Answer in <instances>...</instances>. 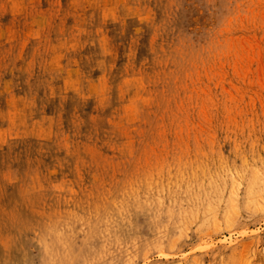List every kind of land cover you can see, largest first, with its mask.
<instances>
[{
    "label": "rangeland",
    "instance_id": "374dc122",
    "mask_svg": "<svg viewBox=\"0 0 264 264\" xmlns=\"http://www.w3.org/2000/svg\"><path fill=\"white\" fill-rule=\"evenodd\" d=\"M50 263L264 264V0H0V264Z\"/></svg>",
    "mask_w": 264,
    "mask_h": 264
},
{
    "label": "bare ground",
    "instance_id": "6f19581e",
    "mask_svg": "<svg viewBox=\"0 0 264 264\" xmlns=\"http://www.w3.org/2000/svg\"><path fill=\"white\" fill-rule=\"evenodd\" d=\"M164 179V178H163ZM163 181V180H162ZM170 183V182H169ZM211 184V183H210ZM224 185V184H223ZM250 216V215H249ZM251 216H252V214H251ZM232 218H234V217H232ZM250 218V217H249ZM229 219V218H228ZM237 218H235V220H236ZM234 220V219H233ZM238 220V219H237ZM238 222V221H237ZM227 223V222H226ZM232 223V222H231ZM234 223V222H233ZM243 223V222H242ZM233 225V224H232ZM231 225V226H232ZM228 226H229V224H228ZM94 231V230H93ZM94 234V233H93ZM91 237H92V235H91ZM54 244V243H53ZM56 244V243H55ZM68 244V243H67ZM46 245H48V244H46ZM49 246V245H48ZM47 247V246H46ZM48 248V247H47ZM46 248V250H47V252H48V249ZM57 248V247H56ZM59 248V247H58ZM78 248V247H77ZM67 250V249H66ZM79 251V250H78ZM52 252V251H51ZM75 253V252H74ZM47 254V253H46ZM87 255V254H86ZM64 256V255H63ZM63 256L61 257V258H63ZM48 257H51V255L50 256H48ZM67 258V257H66ZM69 258V257H68ZM45 259V258H44ZM54 259H55V257H54ZM65 259V258H64ZM49 260V259H48ZM52 260V259H51ZM58 260V259H57ZM63 260V259H62ZM54 261V260H53ZM60 261V260H59ZM46 262V261H45ZM49 262V261H48ZM57 262V261H56ZM61 262V261H60ZM52 263V262H51ZM50 263V264H51ZM61 264V263H60Z\"/></svg>",
    "mask_w": 264,
    "mask_h": 264
}]
</instances>
